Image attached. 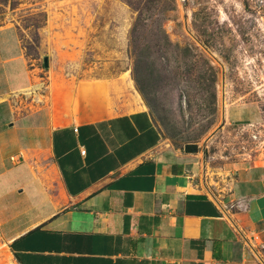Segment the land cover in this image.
Listing matches in <instances>:
<instances>
[{"label": "crops", "instance_id": "0c3cea01", "mask_svg": "<svg viewBox=\"0 0 264 264\" xmlns=\"http://www.w3.org/2000/svg\"><path fill=\"white\" fill-rule=\"evenodd\" d=\"M32 71L0 28V233L18 264H264V165L224 172L213 197L200 153L169 146L129 92L91 84L77 105L19 111Z\"/></svg>", "mask_w": 264, "mask_h": 264}, {"label": "rangeland", "instance_id": "374dc122", "mask_svg": "<svg viewBox=\"0 0 264 264\" xmlns=\"http://www.w3.org/2000/svg\"><path fill=\"white\" fill-rule=\"evenodd\" d=\"M0 28L33 69L37 92H17L19 111L77 105L104 84L139 97L169 146L199 143L211 196L239 163L264 165V0H0ZM0 246L18 264L1 233Z\"/></svg>", "mask_w": 264, "mask_h": 264}, {"label": "water", "instance_id": "95a60500", "mask_svg": "<svg viewBox=\"0 0 264 264\" xmlns=\"http://www.w3.org/2000/svg\"><path fill=\"white\" fill-rule=\"evenodd\" d=\"M49 56L46 55L44 57V64H45V67H49ZM184 151L187 152V153H198L200 151V145L199 143H187L185 144L184 146Z\"/></svg>", "mask_w": 264, "mask_h": 264}, {"label": "bare ground", "instance_id": "6f19581e", "mask_svg": "<svg viewBox=\"0 0 264 264\" xmlns=\"http://www.w3.org/2000/svg\"><path fill=\"white\" fill-rule=\"evenodd\" d=\"M23 92L31 94L32 93V88H27V89L23 90ZM0 250L6 254V259L8 260L7 261L8 264H14L12 259H11L10 253L7 252V249L5 247H3V246H0Z\"/></svg>", "mask_w": 264, "mask_h": 264}, {"label": "built area", "instance_id": "2783aa9c", "mask_svg": "<svg viewBox=\"0 0 264 264\" xmlns=\"http://www.w3.org/2000/svg\"><path fill=\"white\" fill-rule=\"evenodd\" d=\"M36 92H37V91L35 90L34 92L31 93V95H32L33 93H36ZM83 153H86V151L83 150ZM12 159L15 160V161H17V160H18V157L13 156ZM256 238H258V236H257Z\"/></svg>", "mask_w": 264, "mask_h": 264}]
</instances>
